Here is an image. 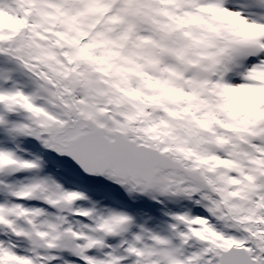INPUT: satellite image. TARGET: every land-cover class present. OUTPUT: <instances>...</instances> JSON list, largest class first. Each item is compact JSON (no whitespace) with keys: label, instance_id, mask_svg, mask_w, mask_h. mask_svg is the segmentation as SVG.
Instances as JSON below:
<instances>
[{"label":"snow or ice","instance_id":"6c2138e0","mask_svg":"<svg viewBox=\"0 0 264 264\" xmlns=\"http://www.w3.org/2000/svg\"><path fill=\"white\" fill-rule=\"evenodd\" d=\"M0 264H264V0H0Z\"/></svg>","mask_w":264,"mask_h":264}]
</instances>
